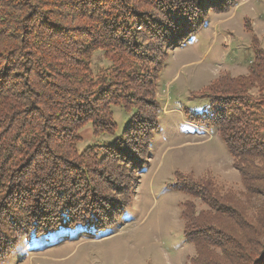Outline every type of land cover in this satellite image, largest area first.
Instances as JSON below:
<instances>
[{
	"label": "trees",
	"instance_id": "obj_1",
	"mask_svg": "<svg viewBox=\"0 0 264 264\" xmlns=\"http://www.w3.org/2000/svg\"><path fill=\"white\" fill-rule=\"evenodd\" d=\"M132 2L0 0V178L26 163L32 150L66 160L58 159L62 164L55 162L53 167L48 161L42 164L38 155L34 162L40 166L25 173L30 179L28 184L38 182L56 190V203L47 204L51 211L44 218L48 220L29 223L6 209L5 220L29 236L59 234L76 227L90 230L98 225V208L112 197H98L92 191L95 197L92 196L91 204L86 202L82 211H76L69 192L74 188L75 176L68 181L62 175L68 167L100 172L101 165L108 167L106 151L116 153L121 161L119 176L126 172L122 171L123 166H129L128 172L135 167L136 157L125 145L129 124L119 138L110 110L117 101L134 107L137 97L128 91H135L132 87H126L125 95L116 93L117 98L109 97L112 81L115 87L121 86L127 74L144 76L148 69L150 83L141 92L152 97L160 63L158 68L154 61L150 67L140 65V61L151 58L146 57L140 43L152 40L170 48L185 42L197 25L206 22L207 8L222 11L237 0H150L151 8L142 12ZM84 46L89 49L88 54L100 50L110 60V67L104 69L110 79L88 73ZM248 68L245 76L216 82L218 94L205 96L206 114L202 116L217 128L243 190L226 192L210 184H199L193 190L184 180L175 187L201 199L205 206L196 212L193 205L185 204L182 211L184 239L195 249L190 264H264V53L256 51ZM102 91L106 93L101 97ZM67 101L69 108L73 107L72 118L61 129L64 134H56L55 130L50 141L48 128L57 129L59 124L49 118L53 112L62 111ZM156 119L149 121L152 124ZM82 123L91 124L94 135H106L114 142L106 144L98 139L77 152ZM133 123L141 130L138 119ZM43 144L50 152L42 149ZM10 184L12 194L20 193L21 187L28 190L26 195L33 198L31 207L34 206L37 198L33 185ZM120 188L117 187L118 198L125 192L124 187ZM12 234L11 229L7 230L5 238L13 240ZM13 235L17 236L15 232Z\"/></svg>",
	"mask_w": 264,
	"mask_h": 264
},
{
	"label": "rangeland",
	"instance_id": "obj_2",
	"mask_svg": "<svg viewBox=\"0 0 264 264\" xmlns=\"http://www.w3.org/2000/svg\"><path fill=\"white\" fill-rule=\"evenodd\" d=\"M149 3L150 0L132 2L139 11L150 9ZM206 14V22L197 25L189 36L187 34L185 42L170 48L152 40L147 44L140 43L146 57L151 58L139 64L150 67L149 63L154 61L158 68L160 63L152 97L141 92L150 83L148 69L144 76L127 74L121 86L115 87L112 81L114 86L109 97L117 98L116 93L125 95L126 87H132L135 91H128L137 97L134 107L117 101L118 104L112 105L110 110L119 138L129 124L125 145L136 157L135 167L128 172L129 166L127 169L123 166L124 170H121L126 172L122 173V178L118 173L121 161L116 153L109 151L105 154L108 167L101 165L100 172L62 165L67 169L62 176L68 181L70 176H75L74 188L69 192L76 211H82L86 202L91 204L94 193L98 197H112V200H104L98 208L97 226L90 230L76 227L59 234L29 236L5 220L6 209L29 223L48 220L44 218L51 211L47 204L50 201L56 203V190L38 182L28 184L30 179L25 173L40 166L34 162L38 155H41L42 164L48 161L53 167L55 162L62 164L58 160L62 157L56 159L40 150H32L26 156L28 165L25 162L19 164L13 172L1 176L0 264H190L195 249L184 239L182 211L185 204L193 205L196 212L205 206L201 199L190 196L189 192L178 191L176 186L184 180L193 190L199 184H210L232 193L243 190L239 173L233 168L231 156L217 128L202 118L206 114L205 96L218 94L215 88L218 80L245 76L256 51L264 53V0H237L236 4L222 11L207 8ZM87 51L89 49L84 46L88 73L100 75L102 80L109 78L104 69L110 67V60L100 50L89 54ZM118 78L121 79L122 75ZM105 93L102 91L100 96ZM64 106L62 111L53 112L49 118L59 124L57 129L48 128L46 133L50 141L55 130L56 134H64L65 130L61 129L72 118L73 107L69 108L68 101ZM150 118L157 119L151 124ZM135 119H138L141 130L135 127ZM82 124L78 130L77 152L81 153L98 139L105 143L114 142L106 135H94L91 124ZM42 149L51 150L46 144ZM10 183L33 185L37 198L34 206L31 207L33 198L26 195L28 190L21 187L20 193L12 194ZM117 187L125 188L122 198L117 196L121 189ZM9 229L17 235L12 234L13 240L5 238Z\"/></svg>",
	"mask_w": 264,
	"mask_h": 264
}]
</instances>
